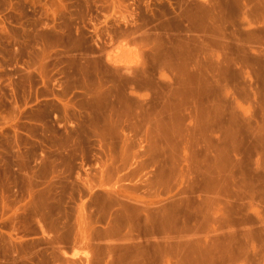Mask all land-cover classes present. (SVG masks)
Returning a JSON list of instances; mask_svg holds the SVG:
<instances>
[{
  "label": "rangeland",
  "instance_id": "rangeland-1",
  "mask_svg": "<svg viewBox=\"0 0 264 264\" xmlns=\"http://www.w3.org/2000/svg\"><path fill=\"white\" fill-rule=\"evenodd\" d=\"M0 264H264V0H0Z\"/></svg>",
  "mask_w": 264,
  "mask_h": 264
}]
</instances>
